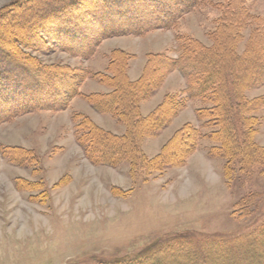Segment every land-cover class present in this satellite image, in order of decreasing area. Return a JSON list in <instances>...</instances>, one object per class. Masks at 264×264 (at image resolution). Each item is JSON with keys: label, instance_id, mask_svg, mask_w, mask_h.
<instances>
[{"label": "rangeland", "instance_id": "374dc122", "mask_svg": "<svg viewBox=\"0 0 264 264\" xmlns=\"http://www.w3.org/2000/svg\"><path fill=\"white\" fill-rule=\"evenodd\" d=\"M14 1L0 0V10ZM228 3L236 9L245 8L254 17L245 24L236 50L243 55L246 46L255 54L254 44L258 42L251 37L264 26V0H203L195 11L180 18L174 29L104 37L87 58L58 49L27 52L48 65L60 63L94 73L107 67L111 51L124 49L133 54L132 69L143 73L148 53L178 55L177 35L211 46L208 35L215 31L223 10L227 12ZM236 9L233 15L240 16ZM65 13L46 26L52 29L47 36L57 34L53 30L57 27L52 28L56 23L62 25L61 34L68 32L70 27L64 25V19L88 27V32L96 31L88 20L91 14L87 18L79 11ZM42 38L47 41L48 37ZM5 64L10 66L0 57V67ZM11 70L17 78L12 83L17 85L22 76ZM185 87L179 70L168 73L161 89L142 104L143 114L160 103L163 94L177 93ZM24 88L30 91L36 86L27 83ZM105 90L91 78L79 88L82 93ZM247 95H264V83L248 90ZM198 107H202L199 100H189L157 136L145 139V152L149 156L157 154L174 131L188 121L201 125L195 114ZM75 111L93 113L107 130H125L110 115H99L81 96L71 99L66 109H35L0 124V147L23 146L34 151L25 164H18L19 159L11 160L13 154L17 159V152L4 155L0 148V264H110L133 259L139 264H214L216 250L212 243L227 249L235 264L247 261L250 245L256 246L254 255L264 254L263 164L234 168L235 161L228 173L226 160L208 155L207 148L215 142L201 139L182 165L161 174L133 177L127 163L110 167L93 164L85 157L74 136L71 117ZM255 115L260 119L256 141L264 145V108ZM200 131L207 135L212 130L208 127ZM246 197L252 199L248 207L242 205ZM259 232L263 235L256 243L251 242V235ZM191 239H196L193 246L198 252L192 258L191 247L184 249ZM259 260L261 263L264 257ZM254 262L259 264L255 257Z\"/></svg>", "mask_w": 264, "mask_h": 264}, {"label": "trees", "instance_id": "16d2710c", "mask_svg": "<svg viewBox=\"0 0 264 264\" xmlns=\"http://www.w3.org/2000/svg\"><path fill=\"white\" fill-rule=\"evenodd\" d=\"M202 3L203 0L14 1L0 10V57L10 64L0 67V124L35 109H66L71 99L81 96L96 112L110 115L125 127L122 134H117L100 127L90 115L73 112L71 119L75 140L93 164L117 167L127 163L133 177L152 172L161 174L169 167L182 165L196 150L200 140L206 139L215 142L207 148L208 155L226 160L228 173L232 166H264V145L256 141L260 119L255 115L264 108V95H247L248 90L264 83V26L257 28L258 32L251 37L259 43L254 44L256 53H251L245 46L244 54L239 55L236 45L243 37L245 24L253 17L243 7L236 9L228 3L227 12L223 10V16L216 20L215 31L208 35L211 46H205L193 37L177 35L176 57L167 53H148L143 73L135 81L128 76L133 54L124 49L111 51L107 67L94 73L60 63L48 65L27 52L58 49L87 58L104 37L131 33L139 35L155 28L174 29L180 18L195 11ZM235 9L240 11V16L233 15ZM66 10L79 11L87 18L91 14L88 20L96 31L88 32V27L80 23L73 25L70 20L61 18L64 25L70 27L69 31L61 34L62 25L56 23L52 28L57 27L53 29L58 31L57 34L47 36L52 29L46 26L59 16H65ZM24 30L26 33L22 34ZM27 33L29 36H26ZM42 36L48 37L47 41ZM48 42L52 43L49 48L46 47ZM11 69L18 72L16 76H22L18 78L17 85L12 83L17 78L12 76ZM176 69L185 78L186 87L177 93L165 94L153 111L143 115L142 102L151 98L161 87L164 77ZM87 78L108 90L79 92ZM27 83L36 88L26 91L24 87ZM191 99L202 103V107L195 109L196 119L201 125L190 121L184 123L157 154L149 156L143 146L145 139L157 136ZM208 127L212 130L210 134L202 135L200 130ZM0 148L4 155L17 152V159L13 154L11 160L16 162L19 159L18 164L22 161L25 164L34 156L33 149L23 146L5 145ZM232 162L235 164L231 166ZM242 201V205L247 207L252 203L250 197ZM262 235L261 232L254 233L251 242L256 243L257 237ZM186 243L189 246L184 249L191 247L192 258L194 253H198L193 246L196 239ZM212 244L216 250L212 257L214 264H235L227 249ZM250 246L249 257L243 264H254V257L257 262L264 257L262 253L254 255L256 246ZM258 263L264 264V260ZM110 264L139 263L133 259Z\"/></svg>", "mask_w": 264, "mask_h": 264}, {"label": "crops", "instance_id": "0c3cea01", "mask_svg": "<svg viewBox=\"0 0 264 264\" xmlns=\"http://www.w3.org/2000/svg\"><path fill=\"white\" fill-rule=\"evenodd\" d=\"M142 72V70H140L139 72H136V71H134L133 69H132V66H130V70L128 71V76H129V78H130V80H133V81H135V80H137L140 76H141V73ZM161 89V88H160ZM106 91V90H105ZM163 97H164V94L161 96V98H160V100H162L163 99ZM150 99H152V98H149L148 99V101L150 100ZM159 100V101H160ZM144 102H147V100L146 101H144ZM144 102H142V104L144 103ZM88 104V103H87ZM142 104H141V111H142ZM159 103H156V104H154V105H152V108H150L151 110H149V112L147 113V114H149L151 111H153L154 109H155V107L158 105ZM89 105V104H88ZM84 113H86V112H84ZM86 114H88V115H90L91 116V114H92V116H93V113H86ZM95 114V113H94ZM142 114H143V112H142ZM147 114H143V115H147ZM99 115H107V114H100L99 113ZM91 116V117H92ZM93 118V120L95 121V123L96 124H98L100 127H102L103 128V126L99 123V122H97V120H95V118H94V116L92 117ZM114 119V118H113ZM115 120V119H114ZM115 122H116V120H115ZM117 123V122H116ZM119 124V123H118ZM125 128V127H124ZM105 129V128H104ZM107 130V129H106ZM109 130V129H108ZM125 131V130H124ZM124 131H121V132H115V133H117V134H122ZM114 132V131H113Z\"/></svg>", "mask_w": 264, "mask_h": 264}]
</instances>
